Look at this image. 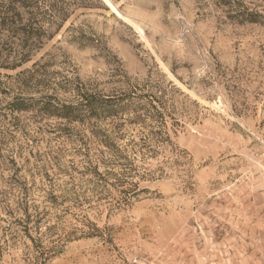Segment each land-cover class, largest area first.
<instances>
[{"label":"rangeland","instance_id":"rangeland-1","mask_svg":"<svg viewBox=\"0 0 264 264\" xmlns=\"http://www.w3.org/2000/svg\"><path fill=\"white\" fill-rule=\"evenodd\" d=\"M108 1L0 69V264H264V0Z\"/></svg>","mask_w":264,"mask_h":264},{"label":"trees","instance_id":"trees-1","mask_svg":"<svg viewBox=\"0 0 264 264\" xmlns=\"http://www.w3.org/2000/svg\"><path fill=\"white\" fill-rule=\"evenodd\" d=\"M220 2L227 4L225 0ZM229 4V3H228ZM104 5L112 8L108 0H0V69L15 71L30 62L33 52H40L46 43L51 41L68 23L66 30H71L78 12L103 9ZM241 22L258 24L262 16L251 12H236ZM37 68V63L33 64ZM35 71H22L16 76L20 80L24 76L31 79ZM34 78L32 79V81ZM23 85L26 79H23ZM39 100V101H38ZM42 102L40 99L16 97L9 104L8 109L14 112L29 110L31 103ZM43 104L41 112L53 115L60 119L71 120L68 114L69 106H50ZM155 110L154 121L159 119V125L165 124L162 114ZM151 117V116H150ZM123 157V156H122ZM124 159V158H122ZM96 177H100L99 174ZM131 196L136 194L131 192ZM50 199H57L52 194ZM68 239V238H67ZM56 252H53L55 255ZM49 256L42 257L43 260Z\"/></svg>","mask_w":264,"mask_h":264}]
</instances>
